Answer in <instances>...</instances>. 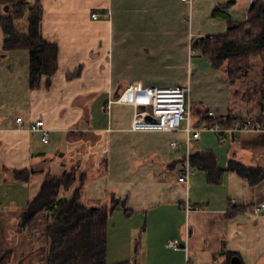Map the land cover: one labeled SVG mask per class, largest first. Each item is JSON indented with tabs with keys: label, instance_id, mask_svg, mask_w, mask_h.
I'll list each match as a JSON object with an SVG mask.
<instances>
[{
	"label": "crops",
	"instance_id": "obj_1",
	"mask_svg": "<svg viewBox=\"0 0 264 264\" xmlns=\"http://www.w3.org/2000/svg\"><path fill=\"white\" fill-rule=\"evenodd\" d=\"M188 1L0 0V19L12 16L17 6L40 5L43 37L59 46L58 71L44 76L37 90L30 87L28 50L0 55V255L27 253L29 236L19 221L23 208L47 173L60 175L78 163L87 171L102 167V175L86 184L83 199L109 210L117 204L110 216L118 215L120 231L113 229L117 250L112 255L109 226L108 264L110 259L112 264H231L229 253L243 264H264V208L255 212L264 203V179L251 185L227 171L222 183L210 184L205 172L195 169L187 189L179 181L188 153L185 132L134 130L136 108L118 101L119 94L138 83L186 86L191 64L192 86L200 84L202 69L208 67L215 85L232 101L231 106L208 108L197 92L193 98L192 90L190 109L195 102L201 112L194 127L206 125L209 111L215 117L258 111L247 106L244 112L236 104L241 93L233 92L239 86L191 46L194 38L226 34L229 20H213L215 31L205 28L200 15L190 22ZM207 1L213 16L217 7L228 6L231 15L224 11L231 20L244 23L255 0ZM4 33L1 29L0 52ZM39 119L49 130L47 143L41 131L29 130ZM218 127L224 130L203 131L191 143L190 154L213 151L222 168L231 160L264 168V131ZM104 139L108 151L102 159L97 149ZM25 169L33 181L42 176L37 188L33 181H14L13 172ZM168 240H177L180 248L167 247Z\"/></svg>",
	"mask_w": 264,
	"mask_h": 264
},
{
	"label": "trees",
	"instance_id": "obj_2",
	"mask_svg": "<svg viewBox=\"0 0 264 264\" xmlns=\"http://www.w3.org/2000/svg\"><path fill=\"white\" fill-rule=\"evenodd\" d=\"M224 7H217L214 15L229 20L227 33L214 38H194L191 46L209 58L213 68L224 74L234 85L244 82L254 65L260 62V88L264 95V0L253 2L248 11L249 19L244 23L233 22ZM26 11L29 12V32L22 34L8 30L13 19L23 17ZM42 19L43 10L40 5L31 6L28 10L17 6L12 16L0 19L7 35L4 51L25 49L30 53L32 90L40 88L42 78L53 77L59 68V46L44 39ZM233 92L234 95H239L241 90L236 86ZM238 117H251L264 122V104L249 115L227 114L209 116L206 119L211 121L210 126H232ZM190 161L195 169L205 172L210 184L222 183L227 171L236 172L248 179L251 185H257L264 179L262 167L247 166L231 160L226 168H222L213 151L192 153ZM13 179L29 184L33 181V174L29 169L14 171ZM89 180V171L78 163L60 175L47 173L38 193L19 216L20 225L29 236V250L23 254L3 253L0 255V264H108L109 217L117 204L111 210L106 205H86L83 202V192ZM229 255L233 258L236 254Z\"/></svg>",
	"mask_w": 264,
	"mask_h": 264
},
{
	"label": "built area",
	"instance_id": "obj_3",
	"mask_svg": "<svg viewBox=\"0 0 264 264\" xmlns=\"http://www.w3.org/2000/svg\"><path fill=\"white\" fill-rule=\"evenodd\" d=\"M190 2L193 0H189ZM96 18L97 14H93ZM249 19V18H248ZM214 38L213 35L209 36ZM188 88L185 86H145L142 83L129 85L118 98L120 103H126L136 108L132 129L134 130H162L183 131L186 134L187 157L179 175V181L189 189L191 176L195 170L190 161V145L194 140H199L203 131H221L218 126L204 125L194 127L191 122V109L187 97ZM109 107L111 105L109 104ZM151 116L153 119H148ZM208 116L215 117L214 112L209 111ZM22 123L23 118H17ZM31 131H41L44 142H49V130L45 128L43 120L39 119L29 128ZM232 131L241 132L247 130L264 131V122L251 117H238L230 128ZM177 147L174 141L171 143ZM264 208V203L255 206L258 213ZM187 212L192 210L191 204L186 205ZM167 247L179 249L177 240H168ZM188 264H194L188 261Z\"/></svg>",
	"mask_w": 264,
	"mask_h": 264
},
{
	"label": "rangeland",
	"instance_id": "obj_4",
	"mask_svg": "<svg viewBox=\"0 0 264 264\" xmlns=\"http://www.w3.org/2000/svg\"><path fill=\"white\" fill-rule=\"evenodd\" d=\"M216 1H225V0H216ZM225 11L227 13H232L230 12V10H228V6L224 7ZM223 8V9H224ZM188 9H189V20L190 22H192L193 18L194 21L196 22L195 18L197 15H200L199 19L202 21V24L205 26V28H209L210 30L215 31L217 29V27H215V23H213V20H218L221 19L224 21L227 20V18H222L220 15H214L213 16V9L211 8V6H209V3L207 0H205L203 3L201 2L200 4L196 3L195 0L193 1H188ZM236 11L239 12V8L236 9ZM242 13V12H239ZM231 15V14H230ZM2 25L0 24V30L3 29ZM29 28H30V23H29V19L27 18V16L24 18H18L15 17L13 19V21L11 22V25L8 27V30L14 31V32H18V33H28L29 32ZM4 30V29H3ZM217 33V32H215ZM6 34V33H4ZM1 44V42H0ZM5 54L6 52H0L1 54ZM193 54H195V51L193 52ZM2 54V55H3ZM199 54V53H198ZM0 60H1V56H0ZM259 62V61H258ZM208 67H205L202 69V72L199 76V79L201 80L200 84H193V86L191 85V76L193 75V68L190 64V71H189V75H190V83H188L185 87L188 88V92L187 95L192 93L193 90V98L196 97L195 93L197 92V96H199L200 99H202L204 102H206L208 104V108L209 107H214L217 104H225V105H230L232 104L231 98L229 96H227L224 93V90H220L218 89L217 85H215V80L213 78V76L210 74V71L207 70ZM261 70L262 67L259 63H256L253 67V69L249 72L248 77H246L247 79L244 82H241L240 84H238L240 90H241V94L239 95V98L236 101V104L241 103L242 107L241 109L246 112V108H248L247 106H251L253 108V110H259L262 105L264 104V95L261 93V88H260V84H261ZM196 81V79H195ZM194 81V82H195ZM228 83V85L231 87L229 81H226ZM198 83V82H197ZM194 88H196L197 90H194ZM244 93H246L247 95H244ZM251 99L253 101H251ZM262 100V101H261ZM249 101V102H248ZM259 101H261V103H259ZM251 102V103H250ZM201 112L199 111L198 108V104H196L195 102L192 103V110H191V122L194 126V122H195V117L198 116ZM204 123L206 125L210 126L211 121L210 120H205ZM203 127V126H202ZM201 128V127H200ZM98 152H100V157L103 159V157L105 156L106 152L108 151V142L106 141V139H104L102 141V143L100 144V147L97 149ZM90 173V178L93 177H100L101 175H99L100 172H102V167L98 166V167H93L91 170H88ZM58 173V172H56ZM39 178L42 179V176H40V174H38V176L35 178V180L33 181L34 187H38L39 184L38 180H40ZM42 181V180H40ZM83 202L86 205H91L90 203H88L87 201H85V199L83 200ZM115 215V217L110 216L109 217V226L112 230V240H111V250H112V255H113V251L116 249L117 250V241H115V237L116 235H114V233H116V231H120V228H118L119 224H120V219H117ZM117 227L118 230L113 231V229ZM119 247V245H118ZM113 257V256H112ZM110 264H112L111 259L109 261Z\"/></svg>",
	"mask_w": 264,
	"mask_h": 264
},
{
	"label": "water",
	"instance_id": "obj_5",
	"mask_svg": "<svg viewBox=\"0 0 264 264\" xmlns=\"http://www.w3.org/2000/svg\"><path fill=\"white\" fill-rule=\"evenodd\" d=\"M118 97H120V94L118 95ZM147 118L148 119H153L151 116H148ZM231 264H243V262H242L240 257L235 256V257L232 258Z\"/></svg>",
	"mask_w": 264,
	"mask_h": 264
}]
</instances>
